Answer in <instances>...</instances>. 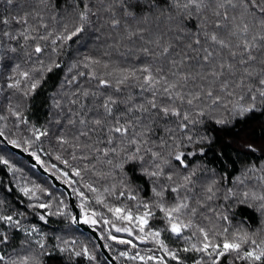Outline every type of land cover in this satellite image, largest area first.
<instances>
[{"label":"snow or ice","instance_id":"obj_1","mask_svg":"<svg viewBox=\"0 0 264 264\" xmlns=\"http://www.w3.org/2000/svg\"><path fill=\"white\" fill-rule=\"evenodd\" d=\"M37 98L43 122L30 116ZM253 112H264V0H5L0 264H99L74 226L101 218L162 253H119L129 259L264 264V141L237 134ZM4 145L73 186L79 213ZM89 171L111 182L101 190Z\"/></svg>","mask_w":264,"mask_h":264},{"label":"trees","instance_id":"obj_2","mask_svg":"<svg viewBox=\"0 0 264 264\" xmlns=\"http://www.w3.org/2000/svg\"><path fill=\"white\" fill-rule=\"evenodd\" d=\"M5 9V0H0V12H3ZM53 81H50L49 83H53ZM30 116L32 119H36L39 120L40 122H43L45 117L47 116V111L46 108L43 104L40 103V98H37V101L35 103V106L30 110ZM237 129H239V132L237 133ZM237 129H233L232 131L234 133H237L239 135L242 136H246L248 139L250 140H254L257 143L264 141V112H253L252 114L249 115V117L243 121H240L237 125ZM4 148L7 149L8 152L12 153L5 145L3 146ZM37 147H43L45 150H47L48 144L47 142H45L42 145H37ZM15 155V154H14ZM42 159L46 160V161H50L53 164L57 165V168H61L63 167V165L59 162L55 160L54 156L49 157L45 153H41ZM15 157L21 161L27 162L25 159L15 155ZM75 163L79 164V166H83L82 163L80 161H76ZM43 167V166H42ZM104 165L102 164H98L97 165V169L98 170H102L104 169ZM44 168V167H43ZM46 169V168H44ZM26 173H29L33 176L34 179H37L38 182H43L47 185H50L51 188L54 191H58V192H62L66 198V202L69 206L66 194L64 193V191L56 189L51 182L44 176H42L41 174H39L32 166H28L25 169ZM52 175H54L60 182L64 183L62 179L59 178L58 175L55 174V172H49ZM3 176V170L0 169V177ZM75 179L79 180V177H74ZM86 179L90 178L92 180V182L99 188H101V190L103 189V187L106 184H109L111 182V178H105V177H100L97 176L95 174H93L91 171H89L86 174ZM66 185V184H65ZM72 192V187L73 186H69L66 185ZM147 192V190H146ZM89 195H91V193H88ZM73 195V198L75 200V204L79 209V201L77 199V197ZM14 198V196H13ZM106 199L108 202L110 203H114L116 202L115 198L110 196V195H106ZM126 202V201H125ZM91 206L98 212V213H102L104 217H107L110 221L113 219V216L111 213H109L108 209L105 208L103 206V204H98L95 200L91 201ZM135 202H132V204L134 205ZM132 206V205H130ZM70 209V206H69ZM71 210V209H70ZM244 215L248 218L247 220V224L251 225L253 228L256 227L257 225V218L256 216L251 213L250 211H243V212H238L237 213V220L240 219V216ZM57 219L56 217L52 218V223L49 225V228H55V229H59V227L61 226L60 223H57ZM118 223L120 224H124L127 222H123V221H118ZM151 226L153 227H159L161 225V221L159 219H156L154 221H150L149 222ZM92 227V226H91ZM75 228V227H74ZM99 234L101 240L105 244H108L109 247H105L107 249V251L109 252V254L114 258L116 264H156L155 261H150V262H145V261H139V260H133V259H129L128 257H122L119 255L120 252L122 251H129L132 255H135L136 252H140L142 255H152V254H157V255H161L162 253H160L158 251V247L152 242V241H136L135 240V236L134 235H128V234H121V233H117L114 231V228L111 227V224H105L104 223V219L101 218L99 220V222L95 225V227H93ZM75 235L79 236L82 240L86 241L89 245V248L91 250H93L96 254L97 257V261L99 262V264H108L107 261L105 260L104 256L102 255V253L99 251V248L96 244V242L94 241V239L86 233L81 232L79 229L75 228ZM107 230V231H106ZM108 231H110L113 235H119L121 237H124L125 239H131L133 240V243L135 245V247H133V245H124V244H120L119 241H113L108 237ZM136 233L138 234V229L135 230ZM163 238H165L166 240L168 239V234L164 233ZM169 243H172V241H168ZM174 246V245H173ZM191 255V254H189ZM171 259V258H169ZM225 262L227 261V257H224ZM80 264H87V260L86 258L81 257L80 258ZM171 264H175L174 261L171 262ZM237 264H239V262H237Z\"/></svg>","mask_w":264,"mask_h":264},{"label":"water","instance_id":"obj_3","mask_svg":"<svg viewBox=\"0 0 264 264\" xmlns=\"http://www.w3.org/2000/svg\"><path fill=\"white\" fill-rule=\"evenodd\" d=\"M5 146L13 154L25 159L26 161H32V164L30 166H32L39 174L46 177L56 189L64 191V193L66 194V197H67L71 211L74 214L79 213V209L75 204V200L73 198V195L71 194V190L64 183L60 182L54 175L49 173L41 165L37 164L34 161V159L32 157H30V155L28 153H24L22 150L15 149L13 146H10V145H5ZM74 227L79 229L83 233L89 234L94 239V241L96 242V244L99 248V251L102 253V255L104 256V258L108 264H116L114 258L109 254V252L105 248L104 243L101 240L98 232L93 227H91L90 225L84 224L83 222H79Z\"/></svg>","mask_w":264,"mask_h":264},{"label":"rangeland","instance_id":"obj_4","mask_svg":"<svg viewBox=\"0 0 264 264\" xmlns=\"http://www.w3.org/2000/svg\"><path fill=\"white\" fill-rule=\"evenodd\" d=\"M114 231L117 232L115 228H114ZM117 233H118V232H117ZM121 234H128V235H131V234H129V233H123V232H121Z\"/></svg>","mask_w":264,"mask_h":264}]
</instances>
